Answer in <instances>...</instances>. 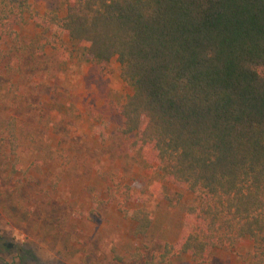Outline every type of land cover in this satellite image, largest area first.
I'll return each instance as SVG.
<instances>
[{
  "label": "trees",
  "instance_id": "1",
  "mask_svg": "<svg viewBox=\"0 0 264 264\" xmlns=\"http://www.w3.org/2000/svg\"><path fill=\"white\" fill-rule=\"evenodd\" d=\"M24 6L45 33L67 35L84 60L104 66L116 58L132 89L118 106V134L132 136L129 144L152 155L164 180L196 199L175 242L156 253L135 245L129 259L175 264L188 255L201 263L212 248L249 239L247 264H264V0H68L61 13ZM107 128L106 119L95 125L99 142ZM22 134L15 115L0 117L9 176L21 172ZM121 211L136 236L149 232L152 212Z\"/></svg>",
  "mask_w": 264,
  "mask_h": 264
},
{
  "label": "rangeland",
  "instance_id": "2",
  "mask_svg": "<svg viewBox=\"0 0 264 264\" xmlns=\"http://www.w3.org/2000/svg\"><path fill=\"white\" fill-rule=\"evenodd\" d=\"M67 2L0 0V117L15 115L23 131L20 173L8 175L0 143V264H114L112 249L124 264H141L129 259L133 246L156 253L164 241L175 242L185 207L196 199L164 180L152 155L129 144L132 136L118 134V106L132 89L116 58L104 66L84 60L67 35L45 33L24 6L61 13ZM105 119L99 142L94 127ZM128 189L137 200L127 199ZM138 206L154 216L143 237L121 211ZM251 252L243 239L212 248L201 263L188 255L174 263L247 264Z\"/></svg>",
  "mask_w": 264,
  "mask_h": 264
}]
</instances>
